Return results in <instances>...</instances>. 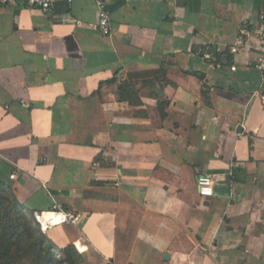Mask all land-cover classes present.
<instances>
[{
	"label": "crops",
	"instance_id": "1",
	"mask_svg": "<svg viewBox=\"0 0 264 264\" xmlns=\"http://www.w3.org/2000/svg\"><path fill=\"white\" fill-rule=\"evenodd\" d=\"M107 4L109 36L97 0L0 14V178L41 218L82 215L45 224L80 264H264V0Z\"/></svg>",
	"mask_w": 264,
	"mask_h": 264
},
{
	"label": "trees",
	"instance_id": "2",
	"mask_svg": "<svg viewBox=\"0 0 264 264\" xmlns=\"http://www.w3.org/2000/svg\"><path fill=\"white\" fill-rule=\"evenodd\" d=\"M122 102L139 105L132 84L119 89ZM83 256L73 246L57 249L35 214L18 200L10 184L0 178V264H80Z\"/></svg>",
	"mask_w": 264,
	"mask_h": 264
},
{
	"label": "built area",
	"instance_id": "3",
	"mask_svg": "<svg viewBox=\"0 0 264 264\" xmlns=\"http://www.w3.org/2000/svg\"><path fill=\"white\" fill-rule=\"evenodd\" d=\"M60 1H67L69 4L72 3L74 0H0V14L7 11L10 7L18 4V3H23L26 6L32 7V8H36L39 9L45 13H49L52 11V8L54 6L55 3L60 2ZM97 4H98V8H99V23H98V27L101 31V33L104 36H109L111 34V27H110V14L108 11V4H107V0H97ZM257 35L260 39L264 40V31L259 30L257 32ZM231 53L236 54L239 51V47L236 46H232L231 48ZM214 52V51H213ZM221 50L217 49L215 51V54L220 53ZM205 57L211 61V67H214L216 69H222L223 65L218 63L216 61L215 55L213 56L212 54H204ZM254 68L257 72H259V74L262 77V81H263V85H264V55L260 56L255 64H254ZM232 71H236V67H232L231 68ZM262 99L264 100V92H262ZM95 167L99 166L98 163L94 164ZM16 178V174L14 173L11 176V179H15ZM214 184H215V180L212 176L210 175H202L200 177H198L197 179V187H198V191L200 196L205 197V198H209V197H213L214 196ZM54 212L62 215L63 219L59 224H78L80 219L82 218L81 214H76L73 212H66L63 213L61 211H58V208L55 206L54 207ZM38 223L41 225V221L39 219L40 216L35 215ZM42 229L45 231V227L44 225H41Z\"/></svg>",
	"mask_w": 264,
	"mask_h": 264
},
{
	"label": "bare ground",
	"instance_id": "4",
	"mask_svg": "<svg viewBox=\"0 0 264 264\" xmlns=\"http://www.w3.org/2000/svg\"><path fill=\"white\" fill-rule=\"evenodd\" d=\"M39 219L41 221V225H44V227H46L47 226V225H45L46 221L50 220L48 223H51L52 225L53 224H59L62 221L63 217H62V215H59L57 213H45L43 218L39 217Z\"/></svg>",
	"mask_w": 264,
	"mask_h": 264
},
{
	"label": "water",
	"instance_id": "5",
	"mask_svg": "<svg viewBox=\"0 0 264 264\" xmlns=\"http://www.w3.org/2000/svg\"><path fill=\"white\" fill-rule=\"evenodd\" d=\"M55 9H60L63 13H69L70 12V4L67 1H60L54 4L53 6ZM148 86H155L156 85H150L152 83H147Z\"/></svg>",
	"mask_w": 264,
	"mask_h": 264
}]
</instances>
